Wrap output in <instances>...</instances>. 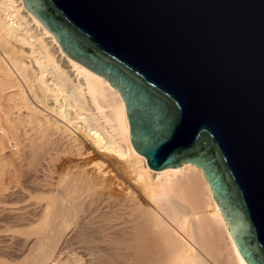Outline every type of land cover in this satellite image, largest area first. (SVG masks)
Returning <instances> with one entry per match:
<instances>
[{"label":"bare ground","instance_id":"bare-ground-1","mask_svg":"<svg viewBox=\"0 0 264 264\" xmlns=\"http://www.w3.org/2000/svg\"><path fill=\"white\" fill-rule=\"evenodd\" d=\"M27 156H42L29 182ZM102 156L137 185L93 164ZM16 194L24 206L12 210L34 231L30 264H99L100 252L122 249L117 264H246L200 169H149L116 90L67 57L21 0H0V205ZM63 229L66 254H45ZM90 234L99 241L87 244Z\"/></svg>","mask_w":264,"mask_h":264},{"label":"water","instance_id":"water-1","mask_svg":"<svg viewBox=\"0 0 264 264\" xmlns=\"http://www.w3.org/2000/svg\"><path fill=\"white\" fill-rule=\"evenodd\" d=\"M123 102L151 170L200 169L233 245L264 264V0H21Z\"/></svg>","mask_w":264,"mask_h":264},{"label":"rangeland","instance_id":"rangeland-1","mask_svg":"<svg viewBox=\"0 0 264 264\" xmlns=\"http://www.w3.org/2000/svg\"><path fill=\"white\" fill-rule=\"evenodd\" d=\"M27 157H29V156H27ZM41 158H42V156H38L37 159L34 160V159H30V157H29V158H27L28 160L26 159L28 162L23 161L20 163V166H21L20 170L22 169L21 170L22 173H20V175H21V177L23 176L22 180H24L25 182L26 181L29 182L31 179H34V177L36 175V173H34V172H36L35 170L38 169L37 161L38 160L40 161ZM59 158L64 159L65 155L60 154ZM102 158H104V159L107 158V159L103 160ZM102 158L101 157L97 158L96 159L97 161L93 160V162H95L93 164H100L101 163V164H103V168L109 167L110 169H116V170L118 168V171L120 174V176H119L120 179L118 178L120 182H118V183L120 184V186H123L125 188L130 184L133 186L137 185L135 181H131V178L134 177V175L130 173L131 169H127V171H125V168L122 166V164H119L111 156H108V157L102 156ZM99 159H100V161H99ZM25 162L27 163V165L22 164ZM31 163L33 165H30ZM57 163H55V164H57ZM23 165H25L26 167H24ZM28 168H30V169L28 170ZM25 171L27 172V174ZM122 176H123V178H122ZM14 197H16V198H14ZM22 199L23 198L20 195L16 194V195H13V196L5 199L4 202L6 201V204L0 205V208H1L0 209V264H26V263L30 264L29 262L31 261V259H29V258H32L31 256H34V254L36 252L35 250L33 251V249L30 248L32 244H30V247L25 244L26 241H27L26 243L34 242V231L31 228L27 227L26 224H24L23 222L20 221L19 217L17 216L18 211H13L14 210L13 208L19 209V210H21L23 208L24 204L17 203L18 201H21ZM8 201H11V202H8ZM3 207H5V208H3ZM15 226H17V227H15ZM72 228H73V225H71L68 228V231H70V229H72ZM68 231H66V233ZM66 233H65L64 229L60 230L59 234L53 240L54 243H55V240L57 241L55 243L56 249H55L54 245H53L54 247L53 246H48V247L44 246L43 250L44 249L46 250L45 254H48V253L53 254L54 253L56 255V254L62 253V252H63L62 254H66L65 253L66 248H64L66 246L62 242L63 238L67 236ZM87 238H88V240H90V242L87 241V244H89L91 242H98L99 241V237L96 234H90V235H88ZM92 239L94 241H91ZM63 248L65 250H63ZM52 250H55V252ZM109 251H111V250H109ZM114 251H116V252H114ZM123 251H124V253H127V251L124 249H122V251L120 250L121 254H118V255H120V257L113 255L115 253H120L117 250H112V252H108V251L106 252V250H104V251H102L103 253L100 252L99 255H101V257H99L98 261H101V263H99V264H115V263L117 264L120 260L116 257L121 258V256L124 255V254H122ZM30 252H31V254H30ZM33 252H34V254L32 255ZM29 255H30V257H29ZM112 255L115 257L114 260H113ZM25 258H27V260ZM21 260L22 261L24 260V261L22 262ZM84 264H85V261H84ZM119 264H123V263H119Z\"/></svg>","mask_w":264,"mask_h":264}]
</instances>
